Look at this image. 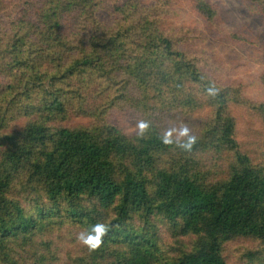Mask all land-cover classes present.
Segmentation results:
<instances>
[{
    "label": "trees",
    "instance_id": "trees-1",
    "mask_svg": "<svg viewBox=\"0 0 264 264\" xmlns=\"http://www.w3.org/2000/svg\"><path fill=\"white\" fill-rule=\"evenodd\" d=\"M187 4L214 31L221 9ZM179 5L0 0V264H232L236 240L264 264V141L255 161L234 114L264 127V101L170 22Z\"/></svg>",
    "mask_w": 264,
    "mask_h": 264
},
{
    "label": "rangeland",
    "instance_id": "rangeland-1",
    "mask_svg": "<svg viewBox=\"0 0 264 264\" xmlns=\"http://www.w3.org/2000/svg\"><path fill=\"white\" fill-rule=\"evenodd\" d=\"M221 9L222 15L214 31L208 27L187 4L179 0V7L171 14L170 22L188 32L196 34L198 53L211 58L218 75L243 86L246 97L264 101V59L258 47L264 46V19L249 0H209ZM241 32L250 41L249 45L229 40L228 34ZM194 36V37H195ZM254 43V45H253ZM238 120L240 142L254 160L261 157L260 147L264 141V127L243 111L234 112ZM134 118L126 116L124 124L130 125ZM262 251L259 245L245 240H236L226 246L225 257L232 264H258L246 257L249 253ZM262 255V254H261ZM260 255V256H261Z\"/></svg>",
    "mask_w": 264,
    "mask_h": 264
},
{
    "label": "clouds",
    "instance_id": "clouds-1",
    "mask_svg": "<svg viewBox=\"0 0 264 264\" xmlns=\"http://www.w3.org/2000/svg\"><path fill=\"white\" fill-rule=\"evenodd\" d=\"M210 93H212V90H209ZM139 128V134L143 136L147 130L149 129V124L145 121H140L137 125ZM188 129L184 128L183 132L181 133L182 135H188ZM170 133L166 134L163 142L165 144H171L172 140L170 139ZM195 143V137L194 136H189L188 141L186 144H182L181 147L190 150L192 144ZM109 226L103 223H97L94 225L89 232L87 233H80L78 239L82 244L87 246L91 251H96L98 250L102 243H103V237L107 235L109 232Z\"/></svg>",
    "mask_w": 264,
    "mask_h": 264
}]
</instances>
